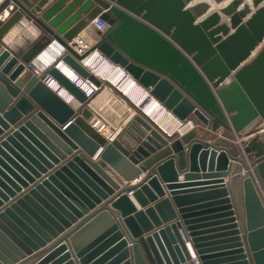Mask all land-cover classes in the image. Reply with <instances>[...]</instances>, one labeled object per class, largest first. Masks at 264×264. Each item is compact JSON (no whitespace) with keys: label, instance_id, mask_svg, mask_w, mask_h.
<instances>
[{"label":"water","instance_id":"95a60500","mask_svg":"<svg viewBox=\"0 0 264 264\" xmlns=\"http://www.w3.org/2000/svg\"><path fill=\"white\" fill-rule=\"evenodd\" d=\"M185 3L0 2V264H197L195 256L199 264H264V47L245 63L264 40V0H253L252 13L244 0L221 9L230 35L218 12L195 23L208 3ZM97 17L106 30L94 28ZM24 18L40 37L3 49ZM89 28L95 43L80 54L70 42ZM53 40L66 49L59 61L83 79L100 84L83 65L98 50L204 134L169 136L132 103L134 131L108 141L90 125L89 98L58 64L33 72ZM235 136L248 138L243 149Z\"/></svg>","mask_w":264,"mask_h":264},{"label":"bare ground","instance_id":"6f19581e","mask_svg":"<svg viewBox=\"0 0 264 264\" xmlns=\"http://www.w3.org/2000/svg\"><path fill=\"white\" fill-rule=\"evenodd\" d=\"M16 30H13V35L16 33ZM93 31V29L89 28L88 30H84L79 36V38H83L85 40V43L87 44L88 48L92 47L95 43ZM26 32L32 33L34 32V30L29 26V28L26 27ZM11 39H13V37L12 35H9V38H7V40ZM13 46H15L14 43ZM62 51L63 50L60 45L54 44L51 48L46 49L38 55V57L34 60L32 64L33 68L39 71H45L51 66L58 64L59 70L62 71L67 77L75 81L79 75L67 64L62 61H59V57L60 55H62ZM111 64L112 63L108 59H106L99 51L96 50L89 53L87 57L83 60V65L89 70L90 73H92L97 79L100 80V83H102V87L98 91L97 95L102 93V95H109L111 97L109 99L110 103H106L104 107H101V105H98L95 101L93 102L92 97L89 99V101L92 100L87 105L90 111L92 112L90 125H92L97 130V132L102 134L105 138L110 139L120 135L123 130H125L126 132L127 130L134 131L132 118L135 114V109L131 111V109L128 107V105L130 106L132 103L133 105L138 107L143 106L142 109L144 113L148 116V118L152 119L156 123V125L169 136H173L175 134L183 135L192 130L191 124H185L179 121L157 99H155L154 97L145 98L144 96L147 93L146 91L143 90V92L138 95L137 88L141 86L136 82L133 77L130 76V80L127 85L119 89L117 87L119 82L125 80V70L123 68H120L114 74H111L112 69L109 67V65ZM80 78L81 77H79L78 79ZM150 103V108H146L147 106H149ZM79 104V102L73 100L74 106L77 107L79 106ZM107 108L111 112H113L111 110L113 108L114 110L120 108L121 114H123L124 111H128V118L126 119L127 121L114 127V125H116L118 117L115 116L117 117L116 120H114L112 116L109 117V114H106L107 112H105V109Z\"/></svg>","mask_w":264,"mask_h":264},{"label":"built area","instance_id":"2783aa9c","mask_svg":"<svg viewBox=\"0 0 264 264\" xmlns=\"http://www.w3.org/2000/svg\"><path fill=\"white\" fill-rule=\"evenodd\" d=\"M92 25L94 26V28L95 29H97V30H101V31H104V30H106L107 28H108V24L106 23V21H104V20H102V19H100L99 17H97V18H95L94 20H93V22H92ZM54 44H58V45H60L61 47H62V55L66 52V49H65V47L63 46V45H61L60 43H58L57 41H55V40H53L49 45H48V47L46 48V49H49V48H51ZM70 45L78 52V53H80V54H84V53H86L87 51H89L90 49H91V47L90 48H88V46H87V44L85 43V40L83 39V38H76V39H74L73 40V42H70ZM45 49V50H46ZM45 50H43V51H45ZM42 51V52H43ZM96 51H98V50H96ZM62 55H60V57H59V59L62 57ZM105 57V56H104ZM106 58V57H105ZM107 59V58H106ZM112 63V62H111ZM109 67L112 69V71H111V74H114L116 71H118L120 68H122L121 66H119V65H116V64H111V65H109ZM48 71V69L47 70H45V71H39V70H36V69H34L33 68V72L34 73H36L37 75H42V74H45L46 72ZM124 76H125V80H123V81H121V82H119V84H118V88L119 89H121V88H123V87H125L126 85H127V83L129 82V80H130V74H128L126 71H125V74H124ZM80 76H78L77 77V79L74 81V83L87 95V97L90 99L91 97H93V96H96L97 94H98V91L101 89V87H102V83H100L99 85L98 84H96V83H94L93 81H91L90 79H83L82 77L80 78V79H78ZM81 80V81H80ZM45 82L51 87V88H53V90H55V91H58L59 92V94L63 97V98H65V100L67 101V102H72L73 101V96H71V95H69L66 91H64V89H61V87H60V84L57 82V81H55L49 74H46V80H45ZM141 86V85H140ZM138 89V91H137V93H138V95L139 94H141L142 92H143V90L144 91H146L147 93L145 94V98H149V97H152L151 96V94H150V92H149V90H147V89H145V88H143L142 86L141 87H139V88H137ZM129 97V96H128ZM185 124H191V129L193 130V129H196L197 128V124H196V122H194V121H192V120H189V121H187V122H185ZM220 134H221V131L219 132ZM219 134V135H220ZM114 138H108L107 140L108 141H112ZM242 141V139H239L238 138V140H237V142L239 143V145H240V147L243 149V143L241 142ZM248 172H249V174L252 176V177H255V179H256V175H255V172H254V168L253 167H251L249 170H248ZM245 174V170H243L242 172H241V175H244ZM144 176V174L142 173V174H140L139 175V178H142ZM131 195V194H130ZM262 196L264 197V194H263V192H262ZM193 260L197 263V264H199L198 263V261H197V258H196V256L195 257H193Z\"/></svg>","mask_w":264,"mask_h":264},{"label":"rangeland","instance_id":"374dc122","mask_svg":"<svg viewBox=\"0 0 264 264\" xmlns=\"http://www.w3.org/2000/svg\"><path fill=\"white\" fill-rule=\"evenodd\" d=\"M228 0H225L221 3H216L214 0H185V9H191L192 7L196 6V5H199L201 3H208L209 7L207 10H205L204 12L201 13V15L199 17H195V23H200L201 21H203L204 19H206L208 16H210L212 13H219L220 14V24H223V25H226L229 29V35L234 33L235 32V29L231 26V20H230V17L229 16H226L222 13H220L221 9L225 8L229 3H231V1L227 2ZM244 4L246 5H249V7L251 8V13L254 12L256 10V8L254 7L253 5V0H244ZM262 4H260L258 7H260ZM250 13V15H251ZM225 16V17H224ZM250 17V16H249ZM248 17V18H249ZM223 20V21H222ZM225 38V36L223 37ZM264 47V40L262 43H260L256 49L253 51V53L251 54V56L249 57V59L245 62H250L252 59H254L256 57V55L259 53V51H261V49ZM97 96V95H96ZM96 96L93 97L92 100H94L96 98ZM111 97L109 95H103V96H100L99 99L97 100V104L98 105H101V107H104L105 104L109 101ZM91 100V101H92ZM100 100V101H99ZM91 101H88V104L91 102ZM110 103V101L108 102ZM128 107L131 109V111H133V107L130 105H128ZM113 112H111L108 108L105 109V112H107L106 114H109V117H113L114 120H116L117 117L115 116H118V118L121 116V111L119 112L117 109L114 110L111 109ZM115 111V113H114ZM112 113V114H111ZM117 113V114H116ZM116 114V115H115ZM114 115V116H113ZM117 118V119H118ZM121 119V118H120ZM197 124V129H198V132H200L199 134L200 135H203L204 132H205V127H203L201 124H199L198 122H196ZM200 127V128H199ZM260 134H264V131H260L257 135H260ZM239 139H242V140H246L248 138H244V137H239ZM238 140V137L235 136V141L237 142ZM244 147V145H243ZM242 149V148H241ZM255 179V177H253ZM256 180V179H255ZM264 199V198H263Z\"/></svg>","mask_w":264,"mask_h":264},{"label":"crops","instance_id":"0c3cea01","mask_svg":"<svg viewBox=\"0 0 264 264\" xmlns=\"http://www.w3.org/2000/svg\"><path fill=\"white\" fill-rule=\"evenodd\" d=\"M1 1H3V0H0V2ZM229 1H231V0H228L227 2H229ZM242 5L239 7V9H242ZM239 9L237 10V11H239ZM250 16V14L246 17V18H244L243 19V21H245L246 19H248V17ZM225 17V16H224ZM223 21V20H222ZM24 25V26H23ZM29 26L31 27V28H33V30H34V32H32V33H30V32H26V27L27 28H29ZM19 28V29H18ZM17 29V30H16ZM13 30H16V33L13 35L12 34V32H13ZM26 32V33H25ZM94 32V31H93ZM31 35V36H28V35ZM9 35H12V37H13V39H14V42H13V39H11V40H7V38H9ZM40 35H41V31H40V29L31 21V20H28V19H26V18H24L23 20H21V22H19L12 30H11V32L9 33V34H7L6 36H5V39L3 40V49L4 48H7L9 51H11V52H16V51H18V50H22V49H25V48H27L28 46H30L32 43H34L39 37H40ZM19 38V39H18ZM13 43H14V45L15 46H13ZM100 96H103L102 95V93L101 94H99V95H97L96 96V98L93 100V102L95 101V102H97V100H98V98L100 97ZM92 99H93V97H92ZM110 101V100H109ZM108 101V102H109ZM107 102V103H108ZM76 103V102H75ZM93 104H95V103H93ZM77 105V104H76ZM150 106H151V103L149 104V106H147L146 108H150ZM118 109V111L120 112L121 110H120V108H117ZM118 117V116H117ZM121 118V119H120ZM128 118V111L126 112V111H124V113L123 114H121V116L118 118V120H117V122H116V125H114V127L115 126H117V125H119V124H121V123H124L125 121H127L126 119ZM200 128V127H199ZM221 132L223 131V129L222 130H220ZM220 131H218V132H216V133H213V134H211V136H212V138L213 137H216V136H218L220 133ZM200 133V132H199ZM98 155H99V153H98ZM97 155V156H98ZM97 156H96V158H93V160H95V159H97ZM250 161L246 158V163H249ZM108 172V171H107ZM109 173V172H108ZM110 175H111V173H109ZM112 176V175H111ZM144 177V176H143ZM142 177V178H143ZM142 178H138V179H142ZM136 180V181H139V180ZM225 179H227V178H225ZM121 180V179H120ZM180 181H183V174H181L180 175ZM120 184V186L121 187H123L124 185H126V184H129V182H126L124 179H122L121 180V182L119 183ZM131 199H132V201H133V203H134V205L137 207V209H141L140 208V206H139V204H138V202L136 201V199L134 198V197H131ZM197 258V257H196ZM198 259V258H197Z\"/></svg>","mask_w":264,"mask_h":264}]
</instances>
